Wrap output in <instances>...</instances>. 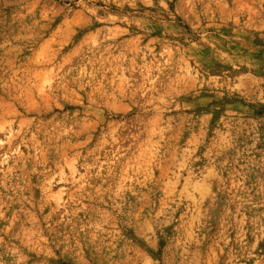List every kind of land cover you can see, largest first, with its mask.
Instances as JSON below:
<instances>
[{"label": "rangeland", "instance_id": "1", "mask_svg": "<svg viewBox=\"0 0 264 264\" xmlns=\"http://www.w3.org/2000/svg\"><path fill=\"white\" fill-rule=\"evenodd\" d=\"M0 264H264V0H0Z\"/></svg>", "mask_w": 264, "mask_h": 264}]
</instances>
